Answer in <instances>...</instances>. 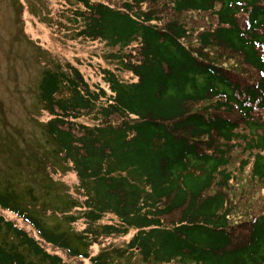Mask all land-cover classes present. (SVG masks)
<instances>
[{
  "label": "trees",
  "instance_id": "1",
  "mask_svg": "<svg viewBox=\"0 0 264 264\" xmlns=\"http://www.w3.org/2000/svg\"><path fill=\"white\" fill-rule=\"evenodd\" d=\"M75 2V37L102 41L115 66L100 69L103 86L69 63L45 69L38 99L86 227H49L0 187V264H109L132 251L264 264V0ZM130 232L123 249L87 250Z\"/></svg>",
  "mask_w": 264,
  "mask_h": 264
},
{
  "label": "rangeland",
  "instance_id": "2",
  "mask_svg": "<svg viewBox=\"0 0 264 264\" xmlns=\"http://www.w3.org/2000/svg\"><path fill=\"white\" fill-rule=\"evenodd\" d=\"M75 7V0H0V187L23 195L24 204L47 226L83 234L77 178L46 134L48 114L38 99L45 69L69 63L89 83L103 86L100 69L115 66L106 59L111 50L102 41L75 37ZM29 189L34 201L26 195ZM114 222L108 214L99 223ZM132 233L100 237L87 250L94 255L104 247L123 249ZM109 264L162 263L145 262L132 251L113 256Z\"/></svg>",
  "mask_w": 264,
  "mask_h": 264
}]
</instances>
